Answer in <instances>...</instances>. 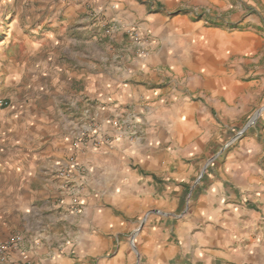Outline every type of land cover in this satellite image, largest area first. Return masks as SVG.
I'll return each mask as SVG.
<instances>
[{"label":"crops","instance_id":"obj_1","mask_svg":"<svg viewBox=\"0 0 264 264\" xmlns=\"http://www.w3.org/2000/svg\"><path fill=\"white\" fill-rule=\"evenodd\" d=\"M192 1L161 0L150 12V6L126 0L114 19L124 26L144 19L156 42L140 58L129 41L122 56L108 60L105 52L97 55L91 48L96 38L91 39L89 19L76 17L81 6L0 0L1 91L22 84L25 90H44L59 77V68L72 78L76 73L71 66L89 75L98 59L102 65L96 84L106 101L95 117L109 143L98 148L81 144L76 150L81 173L75 172L70 190L61 192L66 200L79 192L82 211H52L47 222L22 215L27 229L35 236L41 233L43 242L56 238L58 246L77 253L78 258H66L70 264H90L112 249L115 254L99 264H123L129 254L125 234L150 209L178 208L187 185L202 170V158L217 144L216 137L224 136L226 123L211 111L214 97L206 103L193 100L187 88L166 82L169 66L178 62L179 31L197 28L190 13L169 14ZM216 1L219 7L228 6L227 0ZM113 36L109 40L121 43L122 38ZM251 38L246 32L237 39ZM227 110L231 122L235 112ZM119 117L125 124L117 129L114 120ZM245 133L203 175L185 216L172 223L152 217L141 229L145 264H264V119ZM55 155L33 169L32 180L54 188L63 184L53 175L58 169ZM55 221L63 227V239L50 232Z\"/></svg>","mask_w":264,"mask_h":264},{"label":"rangeland","instance_id":"obj_2","mask_svg":"<svg viewBox=\"0 0 264 264\" xmlns=\"http://www.w3.org/2000/svg\"><path fill=\"white\" fill-rule=\"evenodd\" d=\"M136 1L150 6L151 12L161 0ZM227 1L228 6L220 7L216 0L183 2L180 6L184 7L169 14L171 17L180 11L190 13L197 28L185 29L186 34L179 31L178 62L176 67L169 66L170 75L166 82L170 87L187 88L193 100L206 103L214 97L211 111L213 115L221 114L218 117L220 120H217L226 123V129L224 136L216 137L217 144L211 152L202 158V170L187 185L178 208L169 211L150 209L125 234L129 254L123 264H145L139 248L141 229L152 217L172 223L185 216L206 171L240 141L250 127L264 119V0ZM57 2L43 0L42 5L81 6L82 10H75L76 17L83 15L89 19L91 39L96 38L91 48L95 49L97 55L101 54L99 51L105 52L108 60L112 55L122 56L126 49L124 44L129 41L135 44L140 58L145 57L156 42L151 27L144 19L128 26L114 19V12L119 11L126 0H110L107 4L102 0ZM199 31L218 32L232 42L224 43L220 37L216 40L212 39L214 37H204ZM246 32L253 37V41L237 39ZM112 34H115L113 37L122 38L121 43L109 40ZM199 34L198 38L196 35ZM101 66L98 59L96 65L87 71L89 75H86V71L81 75L80 67L71 66V71L80 77L78 80H74L76 76L71 78L65 75V70L59 68V77L55 76V82L44 90H25L24 84L11 85L6 91L0 90V264H70L67 257L78 258L77 253L66 248L65 244L58 246L56 238L43 242L41 233L35 236L27 229L22 215L26 213L30 218L47 222L46 215L52 211L59 212L62 208L77 213L82 211L79 192L70 194L67 200L61 192L70 190L73 184L71 178L75 172L81 173L82 170L76 158V150L81 146L80 133L89 126L97 131L95 136L104 138L102 142L94 141L92 147L109 143L110 138L101 134L95 117L98 109H104L102 104L106 101L101 98L104 93L96 84L102 73ZM83 77L85 81L81 80ZM53 97L57 101H52ZM226 107L235 112L231 122H227ZM255 115L253 122L249 123ZM123 117L115 118V128L124 126ZM77 129L79 131L75 134ZM91 132L86 133V137L90 138ZM55 153H58L55 162L58 169L53 175L63 184L54 188L49 183L32 180L33 169L54 159ZM23 173L26 177L21 179L20 174ZM34 211L41 213V216L33 217ZM50 232L55 237L60 236V239L66 236L57 221ZM8 244L10 246L7 247ZM114 254V249L105 251L90 264H99ZM77 262L85 263L83 260Z\"/></svg>","mask_w":264,"mask_h":264},{"label":"built area","instance_id":"obj_3","mask_svg":"<svg viewBox=\"0 0 264 264\" xmlns=\"http://www.w3.org/2000/svg\"><path fill=\"white\" fill-rule=\"evenodd\" d=\"M115 125H116V123H115ZM85 131V132H84ZM84 131H82L81 133H80V139H79V143H80V145L81 144H83V145H92L93 144V142L94 141H98V142H102V141H104V138L103 137H101V136H95V134L97 133V131L96 130H92L89 126L84 130ZM92 131V132H91ZM90 133L91 132V134H90V138L87 136L86 137V133ZM190 197V196H189ZM189 197L187 198V201L189 200ZM133 238V237H132ZM131 243H132V245H133V247H134V244H133V239L131 240ZM8 246H10V244H8L7 245V247ZM2 248H6V246H2Z\"/></svg>","mask_w":264,"mask_h":264},{"label":"bare ground","instance_id":"obj_4","mask_svg":"<svg viewBox=\"0 0 264 264\" xmlns=\"http://www.w3.org/2000/svg\"><path fill=\"white\" fill-rule=\"evenodd\" d=\"M201 34L204 35V37H214V38H219L223 36L222 34H219L218 32L206 33L204 31H201Z\"/></svg>","mask_w":264,"mask_h":264},{"label":"water","instance_id":"obj_5","mask_svg":"<svg viewBox=\"0 0 264 264\" xmlns=\"http://www.w3.org/2000/svg\"><path fill=\"white\" fill-rule=\"evenodd\" d=\"M255 117H256V115L250 120L249 123L253 122V120H254ZM249 123H248V124H249Z\"/></svg>","mask_w":264,"mask_h":264}]
</instances>
